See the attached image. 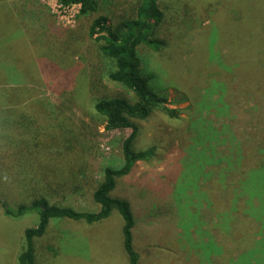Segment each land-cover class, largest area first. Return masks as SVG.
I'll return each mask as SVG.
<instances>
[{
    "label": "rangeland",
    "instance_id": "374dc122",
    "mask_svg": "<svg viewBox=\"0 0 264 264\" xmlns=\"http://www.w3.org/2000/svg\"><path fill=\"white\" fill-rule=\"evenodd\" d=\"M35 1L41 5L42 24L48 28L54 24L79 37L73 64L62 59L67 64L61 68L78 67L89 83L77 92L60 95L54 89L55 80H46L44 70L50 72L46 62L43 67L40 64L38 53L47 56L45 52L52 47L66 51L68 34L58 42L59 37L45 26L19 20L17 8L23 0H0V109L14 108L21 119L32 117L31 123H21L20 128L27 124L36 136L42 123L34 122V107L52 120L45 126L69 137L70 144H75L76 169L83 175L67 190L61 189V182L50 181V201L77 211L98 212L92 189L107 167L122 164V146L132 131H108L96 112L98 98L127 92L107 78L103 68L107 61L96 41L88 37L89 29L101 15L108 16L109 25L134 18L139 0H102L100 13L88 17H80L76 4ZM161 8L165 19L156 36L166 45L159 54L141 50L142 70L153 77V90L167 96L179 116L174 119L157 112L139 123L134 150L153 149L154 154L135 164L134 173L118 182L119 193L132 201L138 219L136 245L142 264H241L243 258L250 260L241 246L248 234L255 235L258 253L264 251V179L255 196L251 193L257 190L247 185L254 173L264 176V0H172L163 2ZM237 43L254 49L244 56L258 78L247 89L233 83L231 76L224 79L232 62L241 58L239 49L230 56L231 46ZM175 52L184 63L194 64H187L177 76L181 83L196 74L192 86L162 83L160 62ZM201 59L212 62L195 68ZM237 75L243 77L245 71ZM213 83L218 87L206 98L205 90ZM7 90L16 93L4 95ZM201 98H206L205 108L198 105ZM20 195L0 189V264H21L24 234L38 225L34 214L6 215V207L27 202L28 195ZM139 195L145 197L143 204L157 209L143 210L141 215ZM121 225L117 214L95 225L54 221L46 235L36 240L38 262L51 264L46 260L47 248L56 246L61 255L57 264H128ZM212 243L222 248L215 251Z\"/></svg>",
    "mask_w": 264,
    "mask_h": 264
},
{
    "label": "trees",
    "instance_id": "16d2710c",
    "mask_svg": "<svg viewBox=\"0 0 264 264\" xmlns=\"http://www.w3.org/2000/svg\"><path fill=\"white\" fill-rule=\"evenodd\" d=\"M64 6L76 4L80 7V17H88L97 15L101 11L102 0H59ZM172 0H139L138 7L134 18L121 19L109 25L108 16H98L92 21L88 37L95 40L98 44L100 55L107 61L103 67L106 68V76L113 84L121 87L127 92V95L117 97H100L96 105V112L103 118L108 131L131 130L132 135L128 137L122 146L123 162L118 168L107 167L103 171L102 179L98 185L92 189V203L99 208L98 212L77 211L68 206H61L59 203H51L50 201V181L61 182L67 190L71 183H79V176L83 174L77 171L75 160V144H70L69 137L65 139L64 134H57L51 131L46 123H53L48 116L35 111L33 107V117L35 123L40 124V131L33 136V129L27 124L31 123L32 117L26 116L19 118L16 109H8L2 107L0 109V189L9 192L24 193L27 190L30 194L27 196V202L18 205L16 208L6 207V215L10 217L25 216L34 214L38 217V225L36 228L26 230L24 234V243L18 261L21 264H40L37 258L36 240L44 237L48 231L50 224L54 221H72L74 223H85L87 225H95L103 223L114 214L122 219L121 239L122 247L128 264H142L143 255L140 253L136 245V233L139 227L138 219L132 208V201L126 195H120L118 182L122 179L130 177L135 170V164L142 161H148L153 157L154 150L149 149L144 152H136L134 150L135 140L139 132V123L148 120L153 114L160 112L170 118L178 119V111L169 106L167 96L161 95L158 91L153 90L151 83L153 77L146 74L143 69L141 58V50L151 51L159 54L165 48L164 42L156 36L158 27L163 23L165 16L161 8L163 2ZM41 5L35 0H23L18 5V17L20 21L29 23L33 26L44 27L40 20ZM51 33L59 37V41L65 40L68 34V47L66 51L50 48L47 56L44 52L38 53L41 57V65L47 63L50 74L44 75L50 83L55 80V87L60 95L64 92L73 93L81 88L88 86V78L84 76L78 67L70 70H63L62 64H73L72 61L75 53L79 50L75 48V43L79 42V37L75 32L68 33L53 26H45ZM236 43V40H235ZM237 43L231 46L230 56L234 57L236 49H239L241 58L236 62L233 61L228 72L224 73L228 79L233 78L240 88L247 89L253 86L255 79L258 78L255 70L250 66L252 63L244 56L247 52L253 51L249 45ZM241 49H240V47ZM50 47V46H49ZM48 47V48H49ZM39 49V47H37ZM36 50V48H35ZM243 53V54H242ZM62 59H67L64 63ZM17 60L13 57V62ZM199 61V60H198ZM191 62V61H190ZM211 61H199L197 66H207ZM190 64L191 66L194 64ZM184 63L180 56L175 52L174 56L165 55L160 62V68L163 74V82L167 86H175L181 88L186 87L196 81L193 77H188L185 81L178 83L177 77L182 74L188 66ZM166 69L167 73L163 71ZM245 71V75L240 77L238 74L241 70ZM83 75H82V74ZM257 78H256V77ZM9 77V75H8ZM52 77V78H49ZM228 81V80H227ZM219 83V82H217ZM178 84V85H177ZM210 86L205 90L206 98L213 95L216 85ZM151 88H149V86ZM190 89V88H187ZM4 92V91H3ZM75 92V93H76ZM13 94L15 91L7 90L5 94ZM205 97V96H204ZM201 98L199 106L205 108V99ZM30 108V107H29ZM208 108V107H207ZM19 110V109H18ZM30 110V109H29ZM28 118V119H27ZM31 118V119H30ZM9 123H13L9 125ZM15 127V129H10ZM31 130L32 133L28 131ZM75 155V157H74ZM263 174L254 173L248 181V186L257 192L251 193L255 196L259 191V185L263 181ZM136 193V191H133ZM141 215L144 211L157 209L152 205L143 204L145 197L139 195ZM150 203V202H148ZM150 206V207H149ZM160 212V211H158ZM242 248H246L249 259L243 258L241 264H264V251L258 253L256 250L255 235L248 236L241 240ZM169 246H172L169 244ZM211 248L215 251L222 246L215 243L211 244ZM47 262L57 264L60 260V251L56 246L47 248ZM6 260V259H5ZM5 264V261L2 262ZM9 264V263H6Z\"/></svg>",
    "mask_w": 264,
    "mask_h": 264
}]
</instances>
